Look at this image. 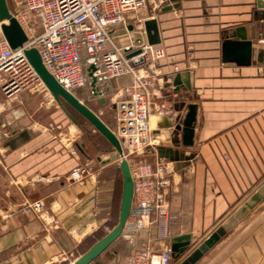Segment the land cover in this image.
<instances>
[{
	"label": "crops",
	"instance_id": "obj_1",
	"mask_svg": "<svg viewBox=\"0 0 264 264\" xmlns=\"http://www.w3.org/2000/svg\"><path fill=\"white\" fill-rule=\"evenodd\" d=\"M158 1L139 11L140 31L128 21L126 28L111 32L117 45L147 40L144 22L153 20L155 44L165 51L152 66L158 85L149 89V100L171 218L165 237L152 223L136 235L135 245L159 250L172 237L187 234L189 248L169 263L180 264L244 209L193 264H264V195L253 198L264 185V5L256 0ZM241 36L251 41L250 62L225 61L223 43ZM129 82V76L112 79L110 94L118 96ZM76 96L96 114L110 100L88 98L85 91ZM162 101L171 107L167 116L155 111ZM190 104L196 112L192 142L185 145L182 129L174 126L181 125ZM54 107L59 105L47 89L12 97L0 90V264H68L117 220L119 163L116 171L112 163H94L86 144L70 138L71 124L64 129L55 121ZM145 155L154 161L153 151ZM86 161L95 173L71 181V169ZM33 201L42 203L39 215L25 208ZM52 221L55 226L48 228ZM133 248L120 236L90 264H125Z\"/></svg>",
	"mask_w": 264,
	"mask_h": 264
},
{
	"label": "built area",
	"instance_id": "obj_2",
	"mask_svg": "<svg viewBox=\"0 0 264 264\" xmlns=\"http://www.w3.org/2000/svg\"><path fill=\"white\" fill-rule=\"evenodd\" d=\"M154 1L19 0L14 11H10L26 33L27 41L22 47L11 49L0 34V90L4 96L46 89L24 55L30 47L37 49L47 71L70 93L76 96L82 88L88 98L110 96L115 108L113 133L122 148L118 162L126 159L133 183L130 212L121 236L134 248L125 264H169L171 259L170 245L159 250L135 245L136 235L152 223L157 224L158 235L165 237L171 218L165 197L169 182L163 158L156 155L149 100V89L158 85L152 66L165 56V51L143 37L117 45L111 35L115 28H126L128 21H133L140 31L141 19L137 15ZM256 1L264 5V0ZM90 66L94 86L90 85L87 71ZM126 76L130 82L119 89V95L110 94V81ZM170 109L169 103L162 101L155 111L159 116H167ZM149 151L155 153L153 162L143 159ZM94 173V167L86 161L74 166L69 178L80 182ZM25 208L38 215L43 211L40 201L28 203ZM52 223H47V227H54L56 222Z\"/></svg>",
	"mask_w": 264,
	"mask_h": 264
},
{
	"label": "water",
	"instance_id": "obj_3",
	"mask_svg": "<svg viewBox=\"0 0 264 264\" xmlns=\"http://www.w3.org/2000/svg\"><path fill=\"white\" fill-rule=\"evenodd\" d=\"M176 6V5H175ZM144 27L147 33V41L150 44H155L157 41L156 35L152 34L151 31L155 32V25L153 20H147L144 22ZM0 34L7 41L11 49L22 47L27 41V35L11 13L6 0H0ZM223 58L225 61L233 60L236 63L248 64L250 62V55L252 51L251 41L241 36L240 40L225 41L222 45ZM237 50H239L238 53ZM238 55H236V54ZM238 56L236 58L235 55ZM24 55L27 58L30 65L33 67L40 80L42 81L45 88L51 94L55 102L64 111L69 119L74 123L75 121L71 115L66 111L64 104L71 107L76 111L82 118H84L98 133H100L113 147L114 156L122 157L121 145L113 133V131L101 120V118L90 109L84 102H82L77 96L64 89L55 78L47 71L42 63L41 57L36 48L30 47L24 50ZM93 66L87 68L88 75L91 77L90 85L94 86L95 78L91 75ZM195 105H188L187 112L184 115L181 125L177 124L174 129H182V140L185 145H190L192 142L193 135V122L195 120ZM100 162L106 163L110 159H99ZM119 169L122 176V190L119 202L118 216L115 224L106 232L102 237L97 239L88 249L81 253L78 257L72 260L68 264H90L97 259L102 252H104L115 240H117L124 228L125 222L129 216L132 194H133V183L126 159L121 158L119 161ZM264 195L263 187L254 195L253 198L257 199ZM247 206L249 202L246 203ZM244 212V209H240L228 219L222 227L217 228L208 237L202 241L195 249L181 261L180 264H193L202 253L206 252L210 246L217 241L222 234L223 228H227L228 224L233 222L235 218H238L240 214ZM190 246L189 235H178L170 239L171 256L177 258L180 254H183Z\"/></svg>",
	"mask_w": 264,
	"mask_h": 264
},
{
	"label": "rangeland",
	"instance_id": "obj_4",
	"mask_svg": "<svg viewBox=\"0 0 264 264\" xmlns=\"http://www.w3.org/2000/svg\"><path fill=\"white\" fill-rule=\"evenodd\" d=\"M7 4L11 11H14L16 5L18 4L19 0H6ZM33 27L37 30L38 26L37 23L33 22ZM117 37V36H116ZM84 89L80 88L77 90L78 94H81ZM43 101V100H42ZM45 101V100H44ZM86 104L89 102L85 101ZM110 100H108L107 106L101 109V112L97 115L101 118V120L110 128L113 129L114 127V118H113V110ZM66 111L71 115L73 120L76 123V126L68 119L65 115L64 111L59 107H54L55 121H59V123H64L65 128L67 129V125H70V138L75 139L77 142H84L86 144V152L92 158L94 163L102 164L97 160L100 158L102 160L110 159L108 162L112 163L113 171L118 165V156H114V149L110 145V143L100 134L98 133L84 118H82L76 111H74L71 107L64 104ZM94 108H97L96 105H93ZM143 156V159L149 161L148 157ZM94 167V165H93ZM95 169V168H94ZM96 170V169H95ZM116 171V170H115ZM121 190H122V176L120 170L117 172V180H116V205L119 208V202L121 197ZM115 224V223H114ZM73 260V259H72ZM71 260V261H72Z\"/></svg>",
	"mask_w": 264,
	"mask_h": 264
},
{
	"label": "trees",
	"instance_id": "obj_5",
	"mask_svg": "<svg viewBox=\"0 0 264 264\" xmlns=\"http://www.w3.org/2000/svg\"><path fill=\"white\" fill-rule=\"evenodd\" d=\"M9 9H10V8H9ZM103 235H104V234H103ZM103 235H101L100 237H102ZM100 237H98L97 239H99ZM97 239H96V240H97ZM95 260H96V259H95Z\"/></svg>",
	"mask_w": 264,
	"mask_h": 264
}]
</instances>
